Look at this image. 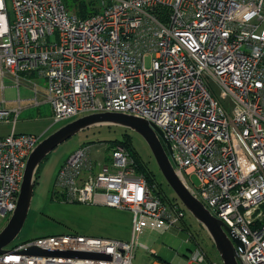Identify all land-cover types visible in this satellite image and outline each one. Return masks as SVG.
Segmentation results:
<instances>
[{
  "label": "built area",
  "instance_id": "built-area-1",
  "mask_svg": "<svg viewBox=\"0 0 264 264\" xmlns=\"http://www.w3.org/2000/svg\"><path fill=\"white\" fill-rule=\"evenodd\" d=\"M98 5L83 19L62 0H0V90L8 79L19 93L21 79L36 73L46 80L54 123L104 112L147 120L170 142L184 185L241 242V262L264 264V0ZM3 103L0 123L12 113L15 123L21 108ZM41 139L0 137V218L15 211L27 160ZM114 148L105 163L87 147L76 150L56 187L69 202L128 210L136 221L165 222L177 233L184 210L155 195L124 146ZM138 247L134 237L46 236L7 248L0 264H133ZM30 248L105 257L25 253ZM194 262L219 264L200 247L185 264Z\"/></svg>",
  "mask_w": 264,
  "mask_h": 264
},
{
  "label": "rangeland",
  "instance_id": "rangeland-1",
  "mask_svg": "<svg viewBox=\"0 0 264 264\" xmlns=\"http://www.w3.org/2000/svg\"><path fill=\"white\" fill-rule=\"evenodd\" d=\"M96 1L97 4L101 2V0ZM9 11L13 17L10 2ZM146 65H150L149 60L146 61ZM214 93L217 92L214 91ZM41 112V118L37 121L39 111L36 109L22 115L17 131L35 133L39 136L50 127L48 132L42 135L41 140H43L52 132L73 121L71 119L67 122L54 123L51 108L48 106L42 108ZM31 117L35 118V121H28ZM9 129L6 125H0V135L7 134ZM126 135L131 144V157L145 164L155 174L165 192L170 197L174 196L147 142L139 133L120 126H95L79 132L60 144L40 164L25 225L8 248L46 236L81 235L124 242H130L134 237L139 247L135 251L133 264H156L159 261L172 263L177 257L189 263L193 252L198 247L212 261L222 264L210 236L189 212L185 214L182 221H178L179 229L175 233L167 227L165 222L154 224L148 219L147 223H143L142 218L136 221L133 213L128 210L69 202L56 187L60 168L76 150L87 147L95 162L105 163L115 149L116 142L113 141H122ZM193 179L195 183H198L196 177ZM7 221L8 219L0 218V230L5 227Z\"/></svg>",
  "mask_w": 264,
  "mask_h": 264
},
{
  "label": "water",
  "instance_id": "water-1",
  "mask_svg": "<svg viewBox=\"0 0 264 264\" xmlns=\"http://www.w3.org/2000/svg\"><path fill=\"white\" fill-rule=\"evenodd\" d=\"M95 126H120L139 133L147 142L163 177L180 203L210 236L222 263L243 264L237 251L239 247H242L241 242L232 235L223 221L216 218L198 197L189 191L177 175L172 163L173 152L170 148V142L164 133L143 118L116 112L94 113L76 118L45 137L33 149L25 166L17 207L5 227L0 230V254L8 251L7 248L15 241L25 225L40 164L60 144L79 132ZM25 253L58 257H105L88 253L61 252L39 248H30Z\"/></svg>",
  "mask_w": 264,
  "mask_h": 264
},
{
  "label": "crops",
  "instance_id": "crops-1",
  "mask_svg": "<svg viewBox=\"0 0 264 264\" xmlns=\"http://www.w3.org/2000/svg\"><path fill=\"white\" fill-rule=\"evenodd\" d=\"M30 81H27L26 78L23 80L21 79V83L19 85V93L18 90L11 86L8 79H5V89L0 90V100H4L3 105L8 110H14L17 107H20V114L18 118L15 120V123H13V119L15 118L14 113L10 115V120L7 122H2L0 125H6L8 126L9 132L4 135H0V137H5L11 134L12 132L16 134H35V133H24L17 131L18 123L21 122L20 118L22 115H24L26 112L32 109H36L39 111V116L36 118V121L41 118V110L44 107H50V104L47 100L46 96V80L40 77L38 74L33 73L29 77ZM27 78V79H28ZM32 81V82H31ZM36 84L38 86V92L37 95L34 93L33 84ZM0 85H1V78H0ZM52 111V110H51ZM28 121L32 122L35 121V118L31 117ZM50 128V127H49ZM49 128L43 131V133L39 136L45 135ZM100 207H106L102 205H98ZM110 208V207H106ZM143 223L148 222L147 218L142 219ZM154 223V222H153ZM155 224V223H154ZM173 232L176 233V230L171 229ZM186 262L181 261L178 257L173 260L171 264H185Z\"/></svg>",
  "mask_w": 264,
  "mask_h": 264
},
{
  "label": "trees",
  "instance_id": "trees-1",
  "mask_svg": "<svg viewBox=\"0 0 264 264\" xmlns=\"http://www.w3.org/2000/svg\"><path fill=\"white\" fill-rule=\"evenodd\" d=\"M62 2L64 3L65 7L67 8L69 12H72L77 17L83 18V19L88 18L91 15L98 13L100 10V8H98L99 5L96 3L97 2L96 0H62ZM113 142H116L114 146L121 144L130 153L131 144L129 142L127 135L122 141H113ZM130 155L132 154L130 153ZM132 158L134 159L137 171L145 176L149 185L153 187L155 195L158 196L165 203H168L170 205H177L181 207L186 214L187 210L180 203L176 195L170 197L165 192L162 184L155 177V174L145 164L139 163L137 159L134 157ZM37 177H36V180H37ZM209 260L211 259L209 258Z\"/></svg>",
  "mask_w": 264,
  "mask_h": 264
},
{
  "label": "bare ground",
  "instance_id": "bare-ground-1",
  "mask_svg": "<svg viewBox=\"0 0 264 264\" xmlns=\"http://www.w3.org/2000/svg\"><path fill=\"white\" fill-rule=\"evenodd\" d=\"M12 214H13V213H12ZM12 214L9 215L8 217L4 218V219H8V220H9V218L12 216ZM7 222H8V221H7Z\"/></svg>",
  "mask_w": 264,
  "mask_h": 264
}]
</instances>
